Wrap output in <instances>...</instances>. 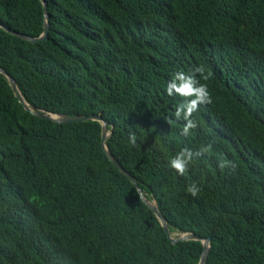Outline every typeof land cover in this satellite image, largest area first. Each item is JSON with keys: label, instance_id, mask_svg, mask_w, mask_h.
<instances>
[{"label": "trees", "instance_id": "1", "mask_svg": "<svg viewBox=\"0 0 264 264\" xmlns=\"http://www.w3.org/2000/svg\"><path fill=\"white\" fill-rule=\"evenodd\" d=\"M45 2L47 39L31 43L11 31L39 37L41 1L0 0V68L25 103L101 116L108 152L170 235L210 237L204 264H264V0ZM199 65L213 102L185 137L183 98L166 87ZM101 133L94 120L36 117L0 73V264H198L202 243H171ZM208 144L185 176L169 167Z\"/></svg>", "mask_w": 264, "mask_h": 264}, {"label": "clouds", "instance_id": "2", "mask_svg": "<svg viewBox=\"0 0 264 264\" xmlns=\"http://www.w3.org/2000/svg\"><path fill=\"white\" fill-rule=\"evenodd\" d=\"M211 76V72L206 70L204 65H199L193 69L192 74H186L183 71H177L173 74V78L168 82L166 93L168 96H179L183 101L179 103L173 113L176 120H183L185 123L181 129L182 136H190L193 129L197 125V121L192 119L194 113L198 112L201 106L210 105L213 102L211 92L206 83ZM171 122V121H169ZM128 142L133 147H137V136L134 132L128 134ZM212 145H204L199 149L193 150L188 147L182 148L170 160L169 167L173 169L177 175L185 176L188 173L189 166L200 157L210 154ZM221 169L229 167L235 169L236 165L227 159H221L219 165ZM201 188L195 183H190L186 192L196 197Z\"/></svg>", "mask_w": 264, "mask_h": 264}, {"label": "water", "instance_id": "3", "mask_svg": "<svg viewBox=\"0 0 264 264\" xmlns=\"http://www.w3.org/2000/svg\"><path fill=\"white\" fill-rule=\"evenodd\" d=\"M42 5H43V11H44V23H43V31L42 34L39 37H30L24 34H20L14 31H11L12 34L16 35L17 37L28 40L31 43H35L37 41H43L47 39V32H48V15L46 14V2L45 0H40ZM4 28V27H3ZM5 30L9 31L7 28H4ZM0 73L7 79L9 86L11 87L15 97L18 99L19 103L23 105L24 109L28 110L31 112L33 115L39 118H44L48 119L57 123H69V122H80V121H85V120H94L98 121L101 123L102 126V133H101V138H100V143L104 151L106 152L109 160L111 163L122 173L124 174L131 183L135 185L137 188V191L139 193V196L143 203L154 213L156 218L158 219L159 223L164 229L165 234L167 237L170 239L171 243H175L177 241H185V240H196L200 241L202 243V253L200 256V260L198 264H204L207 256V252L209 249V242H210V237H201L199 235L193 234V233H186L178 237H172L170 235L167 223L165 219L162 217L161 213L158 211L156 208L155 204L152 202H149L147 199L144 198L143 193L141 189L138 187L136 181L134 178L118 163V161L108 152L106 146H105V140L106 138L110 135V132L108 133L106 131V121L102 119L101 116L98 115H80V116H66V115H59V114H52V113H46L44 111L40 110H33L32 107L28 106L25 101L23 100L13 78L9 76L4 70L0 68ZM152 203V204H151Z\"/></svg>", "mask_w": 264, "mask_h": 264}, {"label": "rangeland", "instance_id": "4", "mask_svg": "<svg viewBox=\"0 0 264 264\" xmlns=\"http://www.w3.org/2000/svg\"><path fill=\"white\" fill-rule=\"evenodd\" d=\"M183 235V234H182ZM178 235L177 234H174V235H172V237H177ZM179 236H181V235H179Z\"/></svg>", "mask_w": 264, "mask_h": 264}]
</instances>
